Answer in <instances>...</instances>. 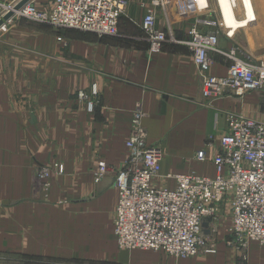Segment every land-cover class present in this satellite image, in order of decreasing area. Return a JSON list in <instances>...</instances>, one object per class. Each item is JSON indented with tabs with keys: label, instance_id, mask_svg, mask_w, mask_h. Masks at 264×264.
Masks as SVG:
<instances>
[{
	"label": "crops",
	"instance_id": "crops-1",
	"mask_svg": "<svg viewBox=\"0 0 264 264\" xmlns=\"http://www.w3.org/2000/svg\"><path fill=\"white\" fill-rule=\"evenodd\" d=\"M151 1L129 0L114 38L18 18L0 30V264H264L258 242L245 251L227 244L229 203L215 255L178 260L164 251L118 247L114 170L128 157L138 107L147 144L162 151L155 184L173 190L177 184L168 175L215 178L213 159L229 118L259 119L264 105V92L204 95L205 77L226 76L232 64L227 56L214 55L202 70L184 43L150 54L141 23ZM49 2L34 5L46 10ZM160 15L162 30L188 40L195 17L176 19L174 10L165 25ZM208 29L214 28L199 27ZM229 44L221 41L223 52L229 53ZM81 92L94 102L93 111L79 99ZM204 149L207 158L199 162L196 154ZM101 162L112 171L97 183ZM56 165L64 173L53 172L47 190L36 188L34 170Z\"/></svg>",
	"mask_w": 264,
	"mask_h": 264
},
{
	"label": "built area",
	"instance_id": "built-area-1",
	"mask_svg": "<svg viewBox=\"0 0 264 264\" xmlns=\"http://www.w3.org/2000/svg\"><path fill=\"white\" fill-rule=\"evenodd\" d=\"M21 1L0 0V20ZM33 1L13 18L44 23L56 29L90 32L100 38L119 36L120 19L129 5V0H49L48 9L38 10ZM183 1L195 17L185 42L177 41L171 29L168 32L159 27L160 9L168 15L167 7L176 9V0L151 1L141 23L150 54L161 53L168 43H184L202 70L212 66L214 55L227 56L232 64L226 76H207L203 80L207 97L264 92V59L247 62L239 59L233 49L230 53L223 52L220 23L212 19L210 7H201L195 0ZM12 19L1 29L5 30ZM200 26L214 29L200 31ZM92 92L97 95L96 86ZM79 99L93 111L94 102L85 92L79 94ZM143 117L138 107L132 116L131 136L126 143L128 157L114 170L115 186L120 192L114 218L118 247L127 251H164L178 260L215 255L225 203H229L231 211V224L226 228L227 244L240 251H245L251 242L264 246V105L259 119L241 115L229 118L227 133L220 138L213 159L215 178L168 175L167 178L176 181L173 190L155 184L161 170L162 151L159 146L147 144ZM208 147H213V140L208 142ZM206 158L205 149L196 154L199 162ZM109 171L112 169L106 163H99L96 182ZM53 172L63 174L64 166L34 170V186L47 190Z\"/></svg>",
	"mask_w": 264,
	"mask_h": 264
},
{
	"label": "rangeland",
	"instance_id": "rangeland-1",
	"mask_svg": "<svg viewBox=\"0 0 264 264\" xmlns=\"http://www.w3.org/2000/svg\"><path fill=\"white\" fill-rule=\"evenodd\" d=\"M248 1L251 8L248 7L247 0H227L231 6V9L233 8V17L239 24L238 26L233 27L234 29H228L229 27L227 26L226 22V14L224 18L220 9L222 7V10L225 13V8L221 0H206L205 5L203 6L210 7V13L213 17V20L216 21L217 19L219 21L222 32L221 41L227 40L230 42L229 46L231 45L229 53L233 49L239 59L247 62H255L257 60L264 59V0ZM175 6L176 9L171 6L167 7L169 8L168 15L167 12L165 13L163 9H160L161 22L163 24L168 25L169 22H173L174 18H171L169 13L173 12L174 10H177L181 13L178 15L179 17H175L176 19H190L193 16L192 13L187 10V5L183 0H176ZM34 7L38 9L35 5ZM245 12H248V15L253 13L256 17V21L248 23L242 28V26L245 24L244 21H246L247 18Z\"/></svg>",
	"mask_w": 264,
	"mask_h": 264
},
{
	"label": "bare ground",
	"instance_id": "bare-ground-1",
	"mask_svg": "<svg viewBox=\"0 0 264 264\" xmlns=\"http://www.w3.org/2000/svg\"><path fill=\"white\" fill-rule=\"evenodd\" d=\"M223 5H224V8H225V13L224 11L222 10V7L220 8L221 9V12L223 13V16L225 18V14H226V22H227V26L230 28V27H236L238 26L239 24L236 22L235 18L233 17V8L231 9V6L230 4L227 2V0H221ZM231 1V0H230ZM205 2L206 0H195V3H197L199 6H203L205 5ZM247 4H248V7H250L249 5V1L247 0ZM251 8V7H250ZM251 16L250 17L249 15L247 16L246 18V21L245 23L248 24V23H251V22H254V20L256 19V17H253V13H251Z\"/></svg>",
	"mask_w": 264,
	"mask_h": 264
},
{
	"label": "water",
	"instance_id": "water-1",
	"mask_svg": "<svg viewBox=\"0 0 264 264\" xmlns=\"http://www.w3.org/2000/svg\"><path fill=\"white\" fill-rule=\"evenodd\" d=\"M31 1L32 0H22L21 2H19L15 6L14 11L9 12L3 20H0V29L2 28L5 22H8L15 15L16 12L20 11L25 5H27Z\"/></svg>",
	"mask_w": 264,
	"mask_h": 264
}]
</instances>
